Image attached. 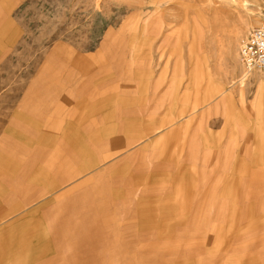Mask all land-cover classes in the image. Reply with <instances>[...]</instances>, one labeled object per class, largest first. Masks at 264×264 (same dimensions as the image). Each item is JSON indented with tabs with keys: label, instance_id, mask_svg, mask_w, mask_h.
<instances>
[{
	"label": "crops",
	"instance_id": "crops-1",
	"mask_svg": "<svg viewBox=\"0 0 264 264\" xmlns=\"http://www.w3.org/2000/svg\"><path fill=\"white\" fill-rule=\"evenodd\" d=\"M198 51L199 89L189 72L158 116L139 115L138 106L122 120L123 104L113 113L100 101L73 100L67 111L41 117L5 105L0 264H139L140 238L149 250L179 241L176 264H264L258 74L230 86L240 72L223 68L234 60H221L214 46ZM191 238L198 242L187 257ZM124 255L136 257L124 262Z\"/></svg>",
	"mask_w": 264,
	"mask_h": 264
},
{
	"label": "rangeland",
	"instance_id": "rangeland-1",
	"mask_svg": "<svg viewBox=\"0 0 264 264\" xmlns=\"http://www.w3.org/2000/svg\"><path fill=\"white\" fill-rule=\"evenodd\" d=\"M248 21L254 27L264 24V0H0V115L5 105H17L41 117L84 100L87 105L103 102L113 113L123 104L122 120L138 106L139 115L158 116L171 90L189 83V72L192 89H199L204 74L196 73L202 57L198 48L208 46L221 60H234L226 69L220 64V70L235 69L238 79L257 72L255 103L261 96L264 101V71L239 64ZM179 61L183 65L177 69ZM205 64L203 59V73ZM102 161L112 166L109 158ZM138 242L139 264L180 259L179 241H159L162 245L152 250L150 240ZM197 242L188 240L187 257ZM135 257L124 255L123 261Z\"/></svg>",
	"mask_w": 264,
	"mask_h": 264
},
{
	"label": "built area",
	"instance_id": "built-area-1",
	"mask_svg": "<svg viewBox=\"0 0 264 264\" xmlns=\"http://www.w3.org/2000/svg\"><path fill=\"white\" fill-rule=\"evenodd\" d=\"M238 56L240 63L248 71L264 67V24L254 27L241 41Z\"/></svg>",
	"mask_w": 264,
	"mask_h": 264
},
{
	"label": "bare ground",
	"instance_id": "bare-ground-1",
	"mask_svg": "<svg viewBox=\"0 0 264 264\" xmlns=\"http://www.w3.org/2000/svg\"><path fill=\"white\" fill-rule=\"evenodd\" d=\"M245 22V21H244ZM251 21H248V23H244V27L245 28H250V30L248 29V32L250 33L251 32V30L254 28V26H252V24L250 23ZM241 27V26H240ZM243 29V28H242ZM247 32V33H248ZM246 33V34H247ZM249 33H248V35H249ZM248 35H246V37L248 36ZM245 37V38H246ZM239 59V58H238ZM240 62V61H239ZM239 64H241V63H239ZM241 67H243L242 66V64L240 65ZM244 68V67H243ZM245 69V68H244ZM263 69V70H262ZM246 70V69H245ZM258 70H260V71H264V67L263 68H260V69H258ZM248 71V70H247ZM251 71V70H250ZM246 77H247V73H243L242 75H240V77H239V79H238V83H239V85L240 86H242L243 85V83L246 81Z\"/></svg>",
	"mask_w": 264,
	"mask_h": 264
}]
</instances>
